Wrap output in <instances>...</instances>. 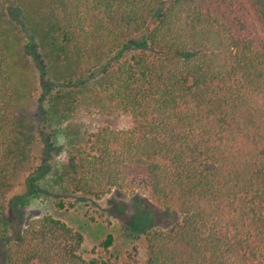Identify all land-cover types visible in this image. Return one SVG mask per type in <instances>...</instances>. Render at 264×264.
Segmentation results:
<instances>
[{
  "label": "trees",
  "instance_id": "16d2710c",
  "mask_svg": "<svg viewBox=\"0 0 264 264\" xmlns=\"http://www.w3.org/2000/svg\"><path fill=\"white\" fill-rule=\"evenodd\" d=\"M61 1L47 40L76 67L50 80L23 8L0 0V169L10 161L12 114L32 99L18 62L22 71L32 65L41 90L33 101L45 153L53 144L43 102L59 99L61 88L77 96L80 79L99 74L82 88L84 102L130 124L98 128L86 148L65 151L72 191L152 203L158 212L135 203L122 220L131 236L144 237L143 264H264V0ZM167 215L176 222L157 227ZM82 243L81 233L43 215L6 245L2 264H139L110 256V234L102 256L82 257Z\"/></svg>",
  "mask_w": 264,
  "mask_h": 264
},
{
  "label": "rangeland",
  "instance_id": "374dc122",
  "mask_svg": "<svg viewBox=\"0 0 264 264\" xmlns=\"http://www.w3.org/2000/svg\"><path fill=\"white\" fill-rule=\"evenodd\" d=\"M12 1L21 5L28 24L42 39V51L47 58L50 80L73 73V67L76 66L51 49L47 40L49 34L45 31L52 22L60 19L62 1ZM131 50L133 49L130 52ZM129 55V51H126L124 56ZM20 65L18 62L21 76L27 75L32 99L26 100L12 114L16 130L10 161L0 169V264L4 260L6 245L22 232L28 221L43 215H51L82 234L80 254L86 259L103 255L99 245L110 234L113 243L109 254L113 259L124 261L128 256H133L139 264H143L146 259L144 237L131 236L122 220H127L137 209L133 206L135 203L142 211L158 212L152 203L144 197L138 196L139 199H135L133 195L116 191L95 200L88 195L74 193L63 179L64 153L67 149L86 148L87 139L98 128L126 130L130 118L118 111L111 114L99 112L96 105L86 104L84 95L87 93L82 88H90V83L94 81L98 83L100 75L80 79L83 87H77L80 93L77 96L68 99L64 97L66 90L61 88L57 93L59 99H47L43 102L49 113L46 130L51 133L50 142L53 144L45 153L44 145L36 132L39 117L38 108L33 101L41 90L33 81L35 73L32 72V65L23 64L25 71H22ZM58 203H63V208H58ZM116 208H122L124 214L118 215ZM112 209L115 211L109 213ZM176 218L177 216L167 215L156 226L169 227L176 222Z\"/></svg>",
  "mask_w": 264,
  "mask_h": 264
}]
</instances>
